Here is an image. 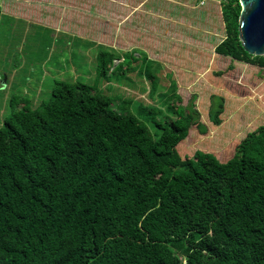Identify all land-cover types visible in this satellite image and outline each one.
<instances>
[{
  "label": "trees",
  "instance_id": "trees-1",
  "mask_svg": "<svg viewBox=\"0 0 264 264\" xmlns=\"http://www.w3.org/2000/svg\"><path fill=\"white\" fill-rule=\"evenodd\" d=\"M219 4L225 37L214 53L227 62L215 76L237 63L264 75V56L239 41V1ZM97 62L105 78L154 61L106 47ZM196 101L183 105L177 86L165 110L136 114L132 99L115 108L88 85L57 81L49 101L18 103L0 128V264H264V121L232 140L227 161L182 156L192 131L209 133ZM225 111V97L210 95L212 127Z\"/></svg>",
  "mask_w": 264,
  "mask_h": 264
},
{
  "label": "rangeland",
  "instance_id": "rangeland-1",
  "mask_svg": "<svg viewBox=\"0 0 264 264\" xmlns=\"http://www.w3.org/2000/svg\"><path fill=\"white\" fill-rule=\"evenodd\" d=\"M219 1L4 0L0 3V128L4 119L21 109L18 103L23 99L32 108L49 101L57 81L88 85L108 96L115 108L120 100L132 99L136 114L140 105L165 110V99L178 86L183 105L197 96L196 106L209 130L207 136L192 131L180 154L210 152L227 161L235 138L264 121V75L258 77V68L237 63L238 69L226 77L215 76L227 62L214 53L225 37ZM106 47L118 52L142 50L154 62H127L123 73L111 75L121 63L115 61L104 78L98 75L97 54ZM139 56L140 52L135 54ZM144 71L149 72L150 82ZM153 88L155 95L150 96ZM212 94L226 99L220 127L208 122ZM139 118L154 128L149 115Z\"/></svg>",
  "mask_w": 264,
  "mask_h": 264
},
{
  "label": "water",
  "instance_id": "water-1",
  "mask_svg": "<svg viewBox=\"0 0 264 264\" xmlns=\"http://www.w3.org/2000/svg\"><path fill=\"white\" fill-rule=\"evenodd\" d=\"M241 6L239 41L245 52L264 56V0H238Z\"/></svg>",
  "mask_w": 264,
  "mask_h": 264
},
{
  "label": "crops",
  "instance_id": "crops-1",
  "mask_svg": "<svg viewBox=\"0 0 264 264\" xmlns=\"http://www.w3.org/2000/svg\"><path fill=\"white\" fill-rule=\"evenodd\" d=\"M156 55H157V53H156ZM259 71H261V70H259ZM263 72V71H262ZM263 74H264V72H263ZM246 130V128L245 129H243L242 131H245Z\"/></svg>",
  "mask_w": 264,
  "mask_h": 264
},
{
  "label": "built area",
  "instance_id": "built-area-1",
  "mask_svg": "<svg viewBox=\"0 0 264 264\" xmlns=\"http://www.w3.org/2000/svg\"><path fill=\"white\" fill-rule=\"evenodd\" d=\"M1 1V0H0Z\"/></svg>",
  "mask_w": 264,
  "mask_h": 264
}]
</instances>
